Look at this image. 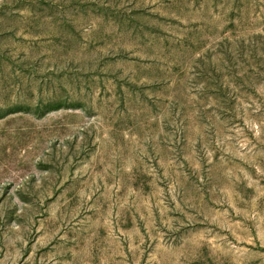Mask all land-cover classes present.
Returning <instances> with one entry per match:
<instances>
[{
    "label": "rangeland",
    "instance_id": "rangeland-1",
    "mask_svg": "<svg viewBox=\"0 0 264 264\" xmlns=\"http://www.w3.org/2000/svg\"><path fill=\"white\" fill-rule=\"evenodd\" d=\"M0 264H264V0H0Z\"/></svg>",
    "mask_w": 264,
    "mask_h": 264
}]
</instances>
